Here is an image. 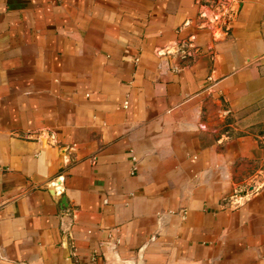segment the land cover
<instances>
[{
	"label": "crops",
	"instance_id": "0c3cea01",
	"mask_svg": "<svg viewBox=\"0 0 264 264\" xmlns=\"http://www.w3.org/2000/svg\"><path fill=\"white\" fill-rule=\"evenodd\" d=\"M207 1L0 0V264H264V0Z\"/></svg>",
	"mask_w": 264,
	"mask_h": 264
},
{
	"label": "built area",
	"instance_id": "2783aa9c",
	"mask_svg": "<svg viewBox=\"0 0 264 264\" xmlns=\"http://www.w3.org/2000/svg\"><path fill=\"white\" fill-rule=\"evenodd\" d=\"M214 6H218V4L213 3ZM223 3H220L219 6H222ZM178 70V68H176ZM209 80H212V78H209ZM129 107V103H125V108ZM136 165L132 167V174H135ZM120 244V231L119 229L115 230V233H110L108 240L103 244V247L106 249L107 252H112L114 254H117V249ZM105 255V253H104ZM106 256V255H105Z\"/></svg>",
	"mask_w": 264,
	"mask_h": 264
},
{
	"label": "water",
	"instance_id": "95a60500",
	"mask_svg": "<svg viewBox=\"0 0 264 264\" xmlns=\"http://www.w3.org/2000/svg\"><path fill=\"white\" fill-rule=\"evenodd\" d=\"M211 1H213V3H215L217 0H211ZM239 1H241V0H239ZM207 2H210V1L208 0ZM218 2H219V0H218ZM237 6L239 8L240 7V4H238Z\"/></svg>",
	"mask_w": 264,
	"mask_h": 264
}]
</instances>
